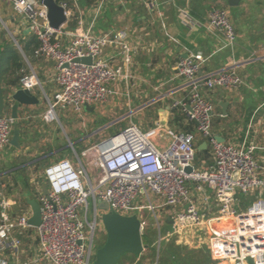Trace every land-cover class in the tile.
I'll return each mask as SVG.
<instances>
[{
	"label": "built area",
	"instance_id": "built-area-1",
	"mask_svg": "<svg viewBox=\"0 0 264 264\" xmlns=\"http://www.w3.org/2000/svg\"><path fill=\"white\" fill-rule=\"evenodd\" d=\"M15 12L22 15L29 32L38 41L34 50L37 57L54 65L53 81L56 88L46 96V121L57 119L56 109L82 112L85 105L105 102L113 93L112 83L127 80L131 75L125 68L131 63L132 47L122 31L96 34L91 29L67 33L68 41L60 37L61 28H52L46 17V7L38 0H10ZM64 8L67 19L72 9ZM207 27L220 32L228 45L235 39L234 28L223 8H213L206 19ZM105 47L119 50L122 62L113 65L103 56ZM90 58V63L76 62V58ZM205 58L201 53L180 57L176 74L187 84L184 98L174 100L172 107H180L187 120L195 123V131L181 132L165 129L169 140L158 148L150 136L135 124L91 145L75 161L60 158L47 165L43 181L47 193L36 183V200L40 206V223L31 227V209L13 215L15 201L0 195V264H20L19 249L22 233L33 229L41 259L52 264H92L95 253L94 235L101 224L99 203L107 205L106 212L131 215L136 198L146 196L154 211L150 194L162 200L170 209L172 231L158 235L169 241L173 234L184 240L187 230L207 234V245L212 258L222 264H264V173L254 157L255 145L243 147L217 140L212 131L214 104L205 93L216 88H236L243 78L234 69L200 73ZM40 85L31 70L19 78V87L31 90ZM13 120L0 116V157L9 145ZM209 148L212 164L196 165V135ZM72 147V144H71ZM82 157H90L91 167ZM192 167L187 171L186 168ZM189 183L203 194L202 203L209 206L206 190L214 198L215 213L198 210L191 198ZM238 194L254 195L242 209H238ZM91 201V211L89 200ZM184 205V208H176ZM138 217V216H137ZM140 229L146 225L140 219ZM179 235V236H178ZM6 251L9 252L7 256ZM29 262H23L28 264ZM22 264V263H21Z\"/></svg>",
	"mask_w": 264,
	"mask_h": 264
},
{
	"label": "crops",
	"instance_id": "crops-1",
	"mask_svg": "<svg viewBox=\"0 0 264 264\" xmlns=\"http://www.w3.org/2000/svg\"><path fill=\"white\" fill-rule=\"evenodd\" d=\"M77 5L82 11L81 15L77 16V24L73 30L66 28L67 22L62 26L60 37L63 41L69 40L67 33L79 30L91 29L96 34L122 31L133 50L131 63L125 68L131 76L127 80L112 83L113 93L105 102L91 106L92 110H86L84 107L79 113L69 111L77 114L81 125L84 126L88 115H92L98 107L109 104L114 98L119 100L120 96H124L126 105L138 106L103 123L82 139L90 138L99 132L105 134L103 139L109 137L126 125L112 132H106L108 128L116 126L121 119L145 109L151 114L148 127L142 128L136 123L133 124L147 133L158 148L164 147L169 140L165 129L175 128L168 124L172 116L171 104L174 100L184 98L187 93V84L176 74L175 64L180 57L187 54L201 53L205 58L201 67L203 75L221 69H234L243 78V84L236 88H216L205 93L214 104L213 133L222 138L223 142L235 147L253 143L256 147L254 157L264 173V0H233L231 4L228 0H96L91 10L90 7H83L79 3ZM213 8H223L227 11L235 32L233 44L228 45L220 32L207 27L206 19ZM89 10L92 14L91 22H84L82 15L89 13ZM30 34L26 21L14 11L11 1L0 0V42L4 45L5 42L12 41L17 46L24 61L21 72L28 73L32 70L40 83L30 90L38 102L27 106L19 105L17 109L18 117L15 121L19 128V147L9 144L0 157V175L10 177L15 184H19L24 178L21 184L24 188L25 185L28 187L29 184L43 182L37 169L45 165L43 172L47 165L59 159L54 156L63 146L58 127L52 124L54 120L46 121L43 118L46 111L44 100L46 96L50 97L56 88L53 81L54 65L52 70L42 69L38 60H47L37 57L33 52L29 61L18 44V41L26 40L25 36ZM102 53L111 64H121L122 57L118 49L105 47ZM4 115L10 116V107L4 111ZM161 121H165V124ZM196 138L199 139L198 146L201 145L203 138L199 134ZM206 148L208 147L203 149ZM212 161L209 150L208 157L202 159L199 165L209 166ZM36 162H39L37 169L34 166ZM28 168L35 171L25 179L24 172ZM188 185L198 210L206 211L208 215L214 214L216 206L211 192L205 191L209 200V206L205 207L202 203L203 194L194 188L193 183ZM26 192L25 190L22 194L25 200ZM261 195L264 197V193ZM7 197L15 201L11 207L13 215L30 209L26 201L24 204L14 196ZM237 198V208H244L240 206V202L245 201L244 195L238 194ZM149 199L154 203V211L156 210L164 222L170 225V228L165 229L164 235L171 232L170 209L153 194H150ZM183 206L176 208H184ZM159 224L157 222L158 235ZM28 232L22 233L21 237L29 238ZM183 238L184 240L180 241L177 235L173 234L170 240L176 245L205 253L208 261L204 264H222L216 263L212 258L206 233L190 229ZM158 251L159 247L157 256ZM6 254L9 256L8 251ZM20 255L21 249L19 258ZM27 261L31 263L34 259L23 260ZM128 261L130 260L124 259L122 264H133ZM9 264H13L11 260Z\"/></svg>",
	"mask_w": 264,
	"mask_h": 264
},
{
	"label": "rangeland",
	"instance_id": "rangeland-1",
	"mask_svg": "<svg viewBox=\"0 0 264 264\" xmlns=\"http://www.w3.org/2000/svg\"><path fill=\"white\" fill-rule=\"evenodd\" d=\"M97 1H101V0H97ZM77 4L78 3L76 2V0H74L73 5L70 6V8L72 9V12H73L74 19H75L76 15L80 16L81 12H82ZM94 4H95V1L89 6L90 10ZM75 12L76 13L78 12V13L75 15ZM82 17H83L84 22L85 21L91 22V19H92L91 11L89 13L88 12L85 13V15H82ZM121 18H123V17H121ZM38 62H39L40 67L42 69H45V70H47V69L52 70L53 69V64L48 62V61H44L42 59H39ZM124 99H126V97L124 98V96H120L119 100L114 98V100L111 101L109 104H106L102 107L101 106L98 107L92 115H88L86 117L84 126L81 125V123H80L81 120L78 119L77 114L70 112V111H66V110L56 109L57 119H55L52 122V124H55L58 127V130L60 132V137L63 139L62 140L63 146L61 147V150L59 151V153L54 157L59 158V159L60 158H68V159L74 161L76 159L75 152L78 155H81V152L83 150L89 148L91 145L97 144L100 141H102L103 137L105 135L102 132L96 133L93 136H91L90 138H86V139H82V138L84 135H87V134L95 131L96 128L101 126L103 123L108 122V121L116 118L117 116H119L123 112H128V111L134 110L138 107L136 105H126L124 102L125 101ZM46 100L47 99L44 100V108L47 110L48 109V103ZM117 103H119V104H117ZM5 110H7V108ZM149 115H151V114L150 113L148 114L146 112V110L143 109V110L139 111L138 113H134L132 116H128L124 119H121L120 121H118L116 126H112V127L108 128L106 130V132H112L114 129L118 130L122 126L131 124V123L132 124L136 123V124L140 125L142 128H147L148 127V121L151 118ZM174 129L178 130L176 127ZM80 134H82V135L80 137H78V139H77L76 137L79 136ZM195 140H196L195 143H196V147H197L199 139L196 138ZM71 143H72V147H71ZM73 149L75 150V152ZM4 150L1 152V155L4 152ZM81 159H82L83 163H85L87 165V167L88 166L91 167L90 157H82L81 156ZM202 159H206V158H203V156H199L197 154V152L195 151L194 163L199 165L201 163ZM44 166L45 165L40 166V168L37 169V171L40 172V176H41L39 178H43L42 169ZM34 171L35 170L33 168H28V170H25V172H24L25 179H28L29 174L34 172ZM0 176H2V179H0V195L14 196L18 200L21 201V199L23 197L22 196L23 191L26 190L27 192H26L25 196L30 195L32 192L34 194L32 196L31 195L30 196H31V198H34L36 200L37 193L35 191L36 185H34V183H32L31 185L29 184L27 187L28 189H26V187L24 188V186L21 185L22 182L24 181V178H23V180H21L19 182V184H15L13 182V180L10 179V177L4 176V174L0 175ZM35 182H36V180H35ZM33 190H34V192H33ZM244 197H245L244 198L245 202L249 203L254 198V195H244ZM88 201H89V206H90V211H91V201H90V199ZM133 205H134V208L132 209L131 213L137 215L140 219H144L146 221V225L143 229L142 238L144 240H147L148 238H150V240L152 242H154V246H155L154 264L159 262V260L163 261V264H172L171 261H169V262L164 261V258L167 256H166V254L163 253V249L168 244H172L173 241L172 240H169V241L161 240L159 242V246H158V225H157V222L160 223L159 224V231H160L161 235H164L165 229L170 228V225L166 224L164 222L163 218L158 215V212L156 210L153 211L152 209H150L149 201H148L146 196H141V198H139V197L136 198L133 202ZM28 239L25 238L22 241V244L20 247L21 258H19L18 260L22 264H23V260H28V259L30 261H32L34 259V261H32L31 263H28V264H52L50 261L41 259V257L39 256L38 245H37V241H36V238L34 236V233H30ZM104 240H105V231L100 229V226L98 225L96 227V231H95V235H94L95 250L100 245H102ZM158 247L161 248V252L160 253L158 252V256H157ZM92 261H93V259H92ZM123 262H124V260H121L118 262V264H122ZM160 264H161V262H160Z\"/></svg>",
	"mask_w": 264,
	"mask_h": 264
},
{
	"label": "water",
	"instance_id": "water-1",
	"mask_svg": "<svg viewBox=\"0 0 264 264\" xmlns=\"http://www.w3.org/2000/svg\"><path fill=\"white\" fill-rule=\"evenodd\" d=\"M46 7V17L48 24L52 28H60L67 22L64 8L55 0H38ZM231 4L233 0H228ZM29 31V29H28ZM3 43L0 42V116L5 109L10 107V116L13 120L12 134L9 139V144L13 147H19V128L16 123L18 117L17 109L19 105H32L38 102L29 89L17 88L7 95L5 94L2 84V63L1 49ZM76 62L90 63V58H76ZM201 73V71H200ZM86 110H92L91 106L85 105ZM165 124V121H161ZM217 140L223 142V139L216 136ZM206 143H202L197 147L198 150L203 149ZM187 171L192 170V167L186 168ZM42 192L47 193V185L43 181L40 184ZM26 202L31 209V216L28 223L31 227H36L40 223V206L38 202L31 197H26ZM98 208L102 211L100 219L105 231V240L94 253L92 264H118L119 259L124 254H132L139 256L145 250L146 245L143 243L142 232L140 229V221L135 214L121 215L115 212H106L108 209L104 203H99ZM248 264H254L249 261Z\"/></svg>",
	"mask_w": 264,
	"mask_h": 264
},
{
	"label": "trees",
	"instance_id": "trees-1",
	"mask_svg": "<svg viewBox=\"0 0 264 264\" xmlns=\"http://www.w3.org/2000/svg\"><path fill=\"white\" fill-rule=\"evenodd\" d=\"M58 4L65 2L68 7L73 5L74 0H55ZM81 6L89 7L96 0H76ZM77 13L75 12V15ZM77 24V15L75 19L73 16L67 21L66 28L68 30H73ZM26 40L18 41V44L21 46V50L24 55L30 60L31 53L34 52L36 47L38 46V41L36 37L32 34L26 35ZM1 63H2V84L7 95L11 91L19 88V78L24 74L21 70L24 68V61L21 55V52L17 48V46L12 41H7L3 45L1 49ZM171 118L168 121V124L171 127H176L181 132H194L195 131V123L193 121L187 120L185 117V113L180 107H172L171 109ZM209 149H201L196 150L199 156H203V158L208 157ZM196 164V163H195ZM39 162L34 164L37 169ZM197 165V164H196ZM43 181V178L40 179ZM26 187V185H25ZM27 188V187H26ZM34 194V193H33ZM31 194V196L33 195ZM242 194H240L241 196ZM243 197V196H242ZM244 199V198H243ZM22 203L26 204V200L24 197L21 199ZM241 208L245 207L248 204L245 201H241ZM246 203V204H245ZM245 205V206H244ZM29 231V232H28ZM27 232L32 233L33 229H29ZM28 239L24 237V239ZM143 239V238H142ZM29 240V239H28ZM143 243L146 245L145 251L141 253L139 256H134L132 254H124L119 261L124 259H129L133 264H153L155 258V246L154 242L148 238L147 240L143 239ZM159 253L161 252V248H159ZM163 253L166 254L167 257L164 258V261H171L172 264H204L208 261V257L203 252H198L195 250L188 249L185 246L176 245L174 242L172 244H168L164 247ZM163 264V261L157 262V264Z\"/></svg>",
	"mask_w": 264,
	"mask_h": 264
}]
</instances>
